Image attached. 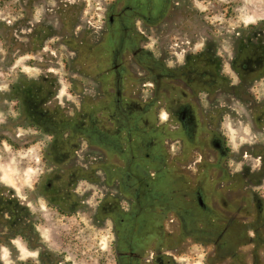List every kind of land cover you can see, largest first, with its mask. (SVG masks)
<instances>
[{
    "label": "flooded vegetation",
    "instance_id": "1",
    "mask_svg": "<svg viewBox=\"0 0 264 264\" xmlns=\"http://www.w3.org/2000/svg\"><path fill=\"white\" fill-rule=\"evenodd\" d=\"M84 1L55 0V10ZM192 1L106 0L99 37L65 41L98 97L75 105L41 93L20 109L49 139L52 178L35 192L56 216L89 219L98 233L109 222L113 264H184L188 242L213 247L205 264H264V100L255 95L264 27L236 32L224 62ZM220 108L261 139L232 151L217 127ZM6 186L0 181V235L18 236L37 257L19 264H69L59 252L44 258L33 237L40 219L29 202L39 197ZM68 230L75 239L79 230Z\"/></svg>",
    "mask_w": 264,
    "mask_h": 264
},
{
    "label": "rangeland",
    "instance_id": "2",
    "mask_svg": "<svg viewBox=\"0 0 264 264\" xmlns=\"http://www.w3.org/2000/svg\"><path fill=\"white\" fill-rule=\"evenodd\" d=\"M105 1L85 0L81 10L77 5L74 11L63 12L55 10V0H0V181L14 196L39 197L35 187L52 178L49 170L52 164L45 160L44 151L49 139L37 134L30 122L25 121V115L21 116L24 100L36 101L42 93L45 95L42 100L49 96L53 102L77 105L85 98L98 97L95 81L74 68L77 56L65 41L68 37L98 38L105 21ZM191 3L193 10L203 15L204 22L211 21V40L224 62L233 50L236 32L257 25L264 27V0H194ZM67 21H74L75 26L66 27ZM255 92L264 100V80ZM223 109L220 108L222 111L216 118L217 127L227 136L232 151L244 140L261 139L249 131L248 122L233 126ZM235 109L244 115L239 106ZM43 201L39 197V202L36 205L29 202V207L40 219L37 226L40 235L33 237L42 245L44 258L55 260L59 252L69 264H113L109 222L106 232L98 233L89 219L61 218ZM80 223H83L81 231L77 225ZM70 228L79 230L75 239L69 234ZM8 237L0 235V264L37 260L36 251H25L18 236L11 239L12 243L7 241ZM66 237L72 240L63 241ZM188 244V250L181 256L182 263L205 264V255L210 250L212 253L213 247Z\"/></svg>",
    "mask_w": 264,
    "mask_h": 264
}]
</instances>
